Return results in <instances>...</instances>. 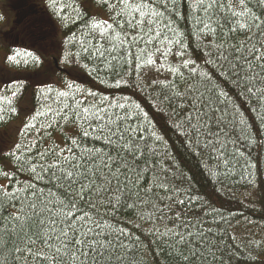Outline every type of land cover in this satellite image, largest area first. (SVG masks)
I'll return each instance as SVG.
<instances>
[{
  "label": "snow or ice",
  "instance_id": "1",
  "mask_svg": "<svg viewBox=\"0 0 264 264\" xmlns=\"http://www.w3.org/2000/svg\"><path fill=\"white\" fill-rule=\"evenodd\" d=\"M161 2L113 0L114 15L89 23L87 27L98 39L81 51L87 59L95 58L113 70L134 61L138 76L144 69L167 73L163 80L145 85L159 89L154 107H167L164 114L170 128L190 153L200 157L208 174L215 175L213 165L217 170L228 165V145L235 142L231 140L238 127L232 115L238 111L234 99L246 96L264 107V18L248 7L247 0H192L195 36L202 45L198 63L185 58L183 34L163 23ZM168 2L175 5V0H163L165 6ZM49 6L58 16L63 11L57 0H49ZM72 55L66 52L65 60ZM169 56L179 59L173 63ZM6 61L40 63L39 57L22 49H12ZM122 81L116 80L115 87ZM67 87L70 91L57 93L64 98L62 106H49L47 113L38 111L32 119L51 113L55 119L48 128L63 120L79 129L77 135L69 137L64 147L55 145L35 157L21 160L15 151L11 153L18 170H25L40 184L14 186L13 174L0 170L8 181L0 184V253L8 252L13 264H20L21 259L23 264H138L141 237L112 222L127 209L151 226L145 235L170 249L176 264L202 259L207 243L200 227L203 221L198 216L188 218L197 198L183 187V177L168 162L167 142L148 112L128 97L124 103L107 96L96 100L95 92ZM233 91L235 97L230 94ZM87 97L94 99L88 102ZM146 172L151 173L150 179L145 178ZM7 259H0V264H7Z\"/></svg>",
  "mask_w": 264,
  "mask_h": 264
},
{
  "label": "trees",
  "instance_id": "2",
  "mask_svg": "<svg viewBox=\"0 0 264 264\" xmlns=\"http://www.w3.org/2000/svg\"><path fill=\"white\" fill-rule=\"evenodd\" d=\"M24 1L27 2L6 0V5L13 11L15 6L24 10L21 7ZM30 1L27 2L29 6L37 7L36 14L50 22L49 31L42 34L37 42L28 40L27 43L14 35L18 27H15L16 30L0 31V53L3 54L0 97L6 98L0 99V109H3L0 114L4 117L0 120V170L13 174V185L40 182L33 181L25 170H18L12 152L15 151L21 160L29 155L35 157L37 152L55 145L64 147L69 137L79 132L73 124L63 120L48 128L47 124L55 119L51 113L32 119L38 111L47 113L49 106L52 109L62 106L64 98L58 97L57 93L70 91L67 85L71 84L73 90L81 88L85 93L95 92L96 100L107 96L110 100L124 103V97H128L140 103L148 112L157 131L167 142L168 162L176 167V175L183 177V187L197 198L190 206L191 215L188 218L198 216L203 221L200 227L206 233L207 243L202 248L203 258L196 260L195 264H264V107H257L255 101H249L246 96L234 99L238 111L232 115L238 127L231 137L235 142L228 145L229 163L219 170L213 165L216 174L209 175L200 157L190 153L182 138L170 128L169 117L164 114L168 111L167 107L161 105L159 110L154 107L159 89L145 86L153 79L163 80L167 73L144 69L138 76L134 61L123 63L122 67L117 65L113 70L95 58L87 59V53L81 51L82 47H90L98 39V34L87 27L89 23L93 19L108 20L110 15H114L110 10L113 0L107 3L104 0H57L58 7L63 8L59 16L49 6V0ZM247 2L256 15L264 18V4L260 0ZM191 4L192 0H175V5L168 2L165 6L162 0L159 10L163 12V23L170 24L174 31L183 34L182 39L187 45L185 58L190 56L197 59L202 55V45L195 36L196 14ZM3 13L0 11V16L4 17ZM4 20L5 17L0 20V29ZM168 35L176 38L173 32ZM12 49L30 51L39 57L40 63L9 64L6 55L11 54ZM66 52L73 54L67 60L64 58ZM78 52L80 55H75ZM133 53L138 54V50L133 48ZM128 59L132 60L131 57ZM168 59L176 63L179 58L169 56ZM197 62L200 61L197 59ZM121 78V85L115 87L116 80ZM13 92H16V96H12ZM27 94L29 101L25 100ZM230 94L235 97V91ZM76 95L79 96V93ZM86 99L91 102L94 98ZM240 120L244 123L240 124ZM17 121H20L19 128L15 123ZM29 123L36 127L26 128L25 125ZM42 124L44 128L40 127ZM33 143L36 144L35 148L32 147ZM17 144L20 145L18 150ZM96 146L102 147V143L96 142ZM160 150L164 151L163 144ZM145 178L150 179L151 173L146 172ZM7 182L0 176V184ZM112 222L141 237L136 250L138 264H176L170 249L155 242L151 235H145L151 226L138 220L127 209L118 213ZM138 223L140 228H135L134 225ZM4 257H8L7 264H13L8 252L0 253V259ZM20 264H23V259Z\"/></svg>",
  "mask_w": 264,
  "mask_h": 264
},
{
  "label": "rangeland",
  "instance_id": "3",
  "mask_svg": "<svg viewBox=\"0 0 264 264\" xmlns=\"http://www.w3.org/2000/svg\"><path fill=\"white\" fill-rule=\"evenodd\" d=\"M27 2L31 3L30 0H27ZM27 2L24 1L21 5L24 10H21L19 6H15L13 11L6 5V0H0V11L4 12L3 14L5 17L0 31H8L9 29H15V27H18L17 33L14 34L16 37H20L21 40L26 41L25 43H27L28 40H31V42H37L42 34H46L49 31L48 25L50 22L42 15H37L35 11V8L37 7L32 8V6H29ZM38 27H41V29L38 30ZM27 30H31V32L26 33ZM2 55L3 54L0 53V64H2ZM1 86L2 84H0V88ZM25 100L29 101V94L26 95ZM15 123L18 124L19 128L20 121ZM13 128L15 129V126H13Z\"/></svg>",
  "mask_w": 264,
  "mask_h": 264
}]
</instances>
